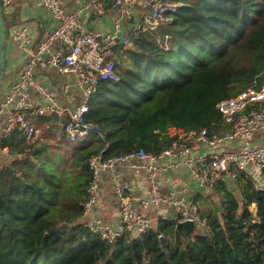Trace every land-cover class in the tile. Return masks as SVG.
Masks as SVG:
<instances>
[{
	"label": "trees",
	"instance_id": "trees-1",
	"mask_svg": "<svg viewBox=\"0 0 264 264\" xmlns=\"http://www.w3.org/2000/svg\"><path fill=\"white\" fill-rule=\"evenodd\" d=\"M168 1L184 4L173 22L137 36L120 56L121 80L101 82L92 97L88 121L101 135L56 148L55 158L40 159L48 156L45 145L23 149L25 159L0 169V264H264V191L250 181L241 180L243 202L226 184L215 187L220 198L201 212L211 235L181 231L177 240L176 222L160 221L158 231L107 244L81 224L92 156L141 148L160 154L175 140L174 128L223 134L229 128L218 103L264 85V0ZM14 135L2 147L11 148ZM254 203L257 218L249 211Z\"/></svg>",
	"mask_w": 264,
	"mask_h": 264
},
{
	"label": "built area",
	"instance_id": "built-area-1",
	"mask_svg": "<svg viewBox=\"0 0 264 264\" xmlns=\"http://www.w3.org/2000/svg\"><path fill=\"white\" fill-rule=\"evenodd\" d=\"M17 0H1L2 10L7 16ZM117 20L113 33L89 29L85 16L95 12L105 14L104 0H88L72 10L67 9L66 0H35L39 8L50 13L54 29L45 34L35 47L34 39L27 26L12 34L16 49L28 55V60L19 79L0 100V129L4 140L17 133L31 147L40 143L42 128L34 123L33 117L58 118V124L71 143L89 140L101 135L100 126L88 121L92 97L101 82H119L120 56L133 40L121 36L125 25L132 26L135 37L143 33H154L162 25L173 22V14L182 3L165 0H142V7L148 10L142 18L135 19V9L141 0H113ZM170 36H166L164 48L169 49ZM43 71L55 69L64 80L62 93L69 94L75 88L79 103L75 106L60 102L46 87L36 80V68ZM33 89L44 98L43 103L34 102L28 93ZM217 109L222 115V126L229 128L223 134L210 133L207 129L187 133L182 129H171L169 135L175 140L160 154H153L141 148L133 153L116 158L104 159L103 153L88 160L91 180L88 186V200L84 204L82 225L107 244H114L118 238L129 236L139 239L153 230V221H193L205 235L212 234V228L202 217L194 197H187L186 191L163 193L160 175L175 170L183 162L191 172L193 180L205 189H215L219 184L231 187L237 181H250L257 191L263 192L255 174H264V146L256 145L254 137L264 132V85L248 87L237 96L220 101ZM169 162L161 164L160 161ZM139 169L144 172L150 197L136 201L134 187L122 182L117 173L124 169ZM1 169V168H0ZM111 175L114 194L119 211L116 228L107 226L102 219L92 217L101 199L104 178ZM167 208H172L168 212ZM154 211V217L148 213ZM249 211L257 218L258 206L252 204Z\"/></svg>",
	"mask_w": 264,
	"mask_h": 264
},
{
	"label": "crops",
	"instance_id": "crops-1",
	"mask_svg": "<svg viewBox=\"0 0 264 264\" xmlns=\"http://www.w3.org/2000/svg\"><path fill=\"white\" fill-rule=\"evenodd\" d=\"M88 0H66L67 9L72 10L80 5H83ZM106 11L103 15H97L95 12H92L85 16V24L89 29L98 30L104 33H113L115 30V22L117 20V11L114 4H111L110 0H104ZM135 19L139 17L142 18L146 13L147 9L142 7V0L140 4L135 9ZM9 23L8 28V49H7V64H6V77L4 84H7L8 87L0 89V100L3 99L5 94L10 91L14 82H16L22 70L25 67V64L28 60V55L19 52L16 48V43L13 41L12 34L22 26H27L32 34L34 39V44L32 47H35L40 39L47 33L52 32L54 29V22L49 12L44 9H41L36 4L35 0H17L10 8ZM14 21V22H12ZM132 26L125 25L123 27L122 35L131 36ZM36 80L46 87L56 98L60 100L62 104L75 106L79 103V95L77 90L73 88L71 93L63 94L62 93V84L64 80L72 81L71 77L66 76L62 77L55 69H48L43 71L41 68H36ZM28 93L30 98L36 103H43L44 98L36 93L33 89L29 88ZM36 118L33 117V120L36 121ZM42 120L43 126L47 129L50 140L52 135L55 134L57 139L62 142V145L58 146V149L63 148L65 142L71 143L61 126L58 124L57 120L51 118L49 123ZM40 127V126H39ZM15 136V135H14ZM13 136V137H14ZM3 137L0 129V168L2 169L5 165L15 160L17 157L23 156L21 151L26 149V152L29 153V145L18 135V141H15L10 147H2ZM89 140L81 141L82 146L87 144ZM253 142L256 145L264 146V132L257 134ZM33 149V148H32ZM169 160L160 161L161 164L168 163ZM118 178L122 182H127L134 187V199L139 201L140 199L149 198L150 192L148 183L145 177L144 172L139 169H130L124 168L117 173ZM256 179L264 185V174H255ZM161 185V191L163 193H168L169 191H186L187 197H194L196 201L202 199V202L208 201L210 203L208 196H212V193L215 189H205L197 185L193 180L190 170L183 163L180 162V165L171 171H166L160 175L159 179ZM242 181H237L230 188L231 191L236 195L239 201L243 202L242 194ZM168 212H172V208H167ZM92 217H98L103 220V222L109 226L116 228L119 224V211L116 203V197L114 194V181H112L111 175H108L104 178L101 187V199L99 204L96 206Z\"/></svg>",
	"mask_w": 264,
	"mask_h": 264
},
{
	"label": "water",
	"instance_id": "water-1",
	"mask_svg": "<svg viewBox=\"0 0 264 264\" xmlns=\"http://www.w3.org/2000/svg\"><path fill=\"white\" fill-rule=\"evenodd\" d=\"M110 2L111 4H114L113 0H110ZM2 13H3V10H2V4L0 0V89H1L2 84L5 81L6 64H7V49H8V34H7L6 23L4 21ZM130 38L132 40L136 39L135 35L133 34H131ZM148 215L150 217H154V211L153 210L150 211ZM158 226H159V221L155 219L153 221V231H158ZM181 231H185V233L193 239L199 236H205V234L196 227L193 221H185V222L176 223L175 236L177 240L183 239ZM159 239L161 243V248L163 251H165L166 246H167V238L164 235H160Z\"/></svg>",
	"mask_w": 264,
	"mask_h": 264
},
{
	"label": "rangeland",
	"instance_id": "rangeland-1",
	"mask_svg": "<svg viewBox=\"0 0 264 264\" xmlns=\"http://www.w3.org/2000/svg\"><path fill=\"white\" fill-rule=\"evenodd\" d=\"M165 1H168V0H165ZM148 11V10H147ZM3 15V18H5L7 21H9V17L7 16V14H4L2 13ZM8 87L7 84H5V86L2 88V93L4 92V88ZM42 117H40L39 119L36 118V121H34V123L37 125V126H40L42 128V139L40 141V143L34 145L31 149L30 152H33L34 149H36L37 147H42L45 145V149H46V154H48V156H43L41 157L40 159H49V158H55L57 157L56 154H58V146L62 145V142L60 140L57 139V136L52 135L51 137V140H50V136H49V133L47 132L45 126H43L42 124ZM86 141V140H84ZM81 141L78 142V146H81ZM67 146H73L72 144L68 143V142H65V144H63V148L65 147V150H68L69 147ZM60 153H64V150L61 151ZM54 156V157H53ZM22 159H25V156L22 157ZM207 198H209L210 200V204H204V202H202V199H198L196 201V203L198 204L199 206V209H200V212H203L204 210L208 209V207H211V206H214L215 202H217V200L220 198V193L217 191V190H214V192L212 193V196H208Z\"/></svg>",
	"mask_w": 264,
	"mask_h": 264
}]
</instances>
